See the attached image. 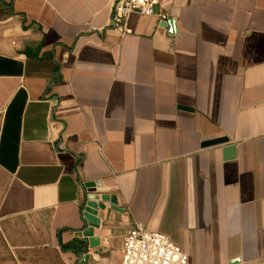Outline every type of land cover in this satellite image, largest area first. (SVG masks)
Returning <instances> with one entry per match:
<instances>
[{
	"label": "crops",
	"instance_id": "obj_1",
	"mask_svg": "<svg viewBox=\"0 0 264 264\" xmlns=\"http://www.w3.org/2000/svg\"><path fill=\"white\" fill-rule=\"evenodd\" d=\"M116 1L0 0V264H264V0Z\"/></svg>",
	"mask_w": 264,
	"mask_h": 264
},
{
	"label": "built area",
	"instance_id": "obj_2",
	"mask_svg": "<svg viewBox=\"0 0 264 264\" xmlns=\"http://www.w3.org/2000/svg\"><path fill=\"white\" fill-rule=\"evenodd\" d=\"M165 0H117L113 6V23L126 26L131 16H154V9ZM122 264H189L187 255L170 239L149 232L142 226L128 232L124 240Z\"/></svg>",
	"mask_w": 264,
	"mask_h": 264
},
{
	"label": "water",
	"instance_id": "obj_3",
	"mask_svg": "<svg viewBox=\"0 0 264 264\" xmlns=\"http://www.w3.org/2000/svg\"><path fill=\"white\" fill-rule=\"evenodd\" d=\"M86 188H88L89 191V198L88 203L86 206V210L84 213V220L86 221V224H88V228L86 231H84L83 236L88 238V242L90 244L91 248H96L99 246L98 240H94L92 238L93 236V229L98 226V220L95 218L97 209L103 208L101 204L97 202V200H102L104 202L108 201V197H99L95 194L94 186L87 185ZM113 204H116V200L114 198L111 199Z\"/></svg>",
	"mask_w": 264,
	"mask_h": 264
}]
</instances>
